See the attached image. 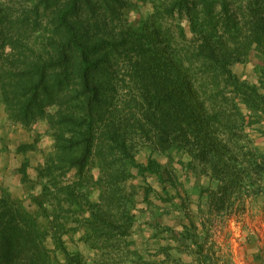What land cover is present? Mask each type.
<instances>
[{
	"label": "trees",
	"instance_id": "trees-1",
	"mask_svg": "<svg viewBox=\"0 0 264 264\" xmlns=\"http://www.w3.org/2000/svg\"><path fill=\"white\" fill-rule=\"evenodd\" d=\"M2 111L53 150L17 148L0 264H220L214 217L264 194V0H0Z\"/></svg>",
	"mask_w": 264,
	"mask_h": 264
},
{
	"label": "rangeland",
	"instance_id": "rangeland-1",
	"mask_svg": "<svg viewBox=\"0 0 264 264\" xmlns=\"http://www.w3.org/2000/svg\"><path fill=\"white\" fill-rule=\"evenodd\" d=\"M152 12V6L148 3L146 7L141 6L140 9L132 10L130 15L134 20L140 15L147 16ZM259 63V58L253 53L249 62L237 64L234 69L241 78L254 81L256 79L255 68ZM7 127H0V135L4 134ZM11 137L15 140V144L23 139H29L24 132H13ZM6 141L9 142V137L0 136V185L6 184L15 195L25 197V193L27 195L29 191L25 187H21L18 176L14 172V164L22 161L21 156L8 151V149H1L2 143L5 144ZM255 143L261 151H264L263 136H256ZM145 154L143 152L138 156V159L145 160ZM94 173L97 175L98 169H94ZM33 191H38V187ZM213 222L211 226L212 240L219 248L218 251L222 257L220 264H225L224 262H228V264H260L252 252L258 247L264 246V194L248 200L246 209L242 213L228 217L217 216L214 217ZM71 246L73 245L71 244Z\"/></svg>",
	"mask_w": 264,
	"mask_h": 264
},
{
	"label": "crops",
	"instance_id": "crops-1",
	"mask_svg": "<svg viewBox=\"0 0 264 264\" xmlns=\"http://www.w3.org/2000/svg\"><path fill=\"white\" fill-rule=\"evenodd\" d=\"M2 126H8L6 131H4V134L3 135H0V136H3L5 138V136L8 138L9 137V142L6 141V143H2V147L1 149H4V146L6 145L7 146V149L8 151L10 152H14L16 153V155H20L21 156V159L22 161H20V163L18 164H14V168L16 169L17 167L19 168L23 161L25 160V155H23L22 153H17V148L19 147V145L21 144H24V143H32L34 142V139L36 137V135H38V133L41 134V137L39 139V143H38V150L40 149H44L46 151H52L53 150V139H52V136L50 135L49 131H48V127H47V124L45 123V121H39L37 124L34 125L33 127V130L32 131H29V130H26L24 129L23 127L19 126V125H16V124H12L8 121L7 117L5 114H3V111L0 112V127ZM13 132H24V134L26 136H28L29 139H23L21 141H19L17 144L14 143L15 140L12 139V135H13ZM50 145V147H49ZM37 151V150H36ZM43 154L40 153V152H34L31 156L29 155V159L31 161V164H30V167L28 169V175L31 179L35 180L36 178V166L43 162ZM35 176V177H34ZM20 179V177H19ZM38 187V190H39V186ZM10 191L12 192V194L14 196H17L14 194V192L10 189ZM23 193H25L23 191ZM23 195V194H22ZM17 197H20V198H23L25 199L26 198V193H25V197L19 195Z\"/></svg>",
	"mask_w": 264,
	"mask_h": 264
}]
</instances>
